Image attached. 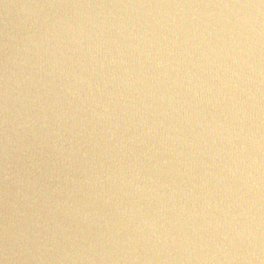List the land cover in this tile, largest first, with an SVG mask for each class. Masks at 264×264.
Wrapping results in <instances>:
<instances>
[{
    "label": "water",
    "instance_id": "95a60500",
    "mask_svg": "<svg viewBox=\"0 0 264 264\" xmlns=\"http://www.w3.org/2000/svg\"><path fill=\"white\" fill-rule=\"evenodd\" d=\"M0 264H264V0H0Z\"/></svg>",
    "mask_w": 264,
    "mask_h": 264
}]
</instances>
